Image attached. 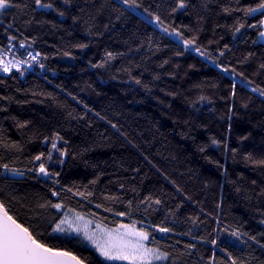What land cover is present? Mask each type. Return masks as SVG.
Instances as JSON below:
<instances>
[{
	"label": "trees",
	"instance_id": "trees-1",
	"mask_svg": "<svg viewBox=\"0 0 264 264\" xmlns=\"http://www.w3.org/2000/svg\"><path fill=\"white\" fill-rule=\"evenodd\" d=\"M42 2L52 3L53 9H39L33 0H12L20 7L4 13L0 22V48L15 36L14 43L24 41L44 64L43 69H22L23 75L18 70L0 75V109H7L0 111V138L22 146V152L0 148V155L24 171L32 167L33 156L51 148L44 137L58 132L67 145L58 141L57 146L67 147L68 155L49 171H59L60 183L72 192H62L58 201L49 194L51 181L36 174L0 178V186L10 185L6 191L16 197L9 202L0 193L9 214L26 227L39 223L43 242L74 253L86 264L103 259L83 238L51 233L42 217L59 210H42L38 203L63 202L109 228L133 221L138 228H171L163 234L146 230L151 233L149 246L171 252L176 264H208L213 246L206 241L215 235L217 217L221 227L239 228L264 245V168L245 159L249 153L253 159L264 158V96L253 91L264 89V47L253 43L262 30L247 27L264 16L245 17L243 12L261 0H186L187 8L176 12L171 11L175 0H138L142 7L135 11H125L120 0ZM225 7L240 11L224 12ZM144 8L160 15L166 26L180 28L185 39L195 36L208 55L202 57L191 47L185 51L162 35ZM237 21L245 24L239 33L233 27ZM109 52L114 59H108ZM101 63L104 67H93ZM201 96L206 99L200 101ZM17 121L29 123L19 128ZM53 158L59 159L55 153ZM77 191L92 196L85 199ZM145 196L162 201L153 205L158 211L116 215L127 210L128 200L135 205ZM199 237L205 240L198 242ZM188 244L196 247L186 251ZM250 245L228 251L234 257H254L250 264H264V248ZM215 255L217 261L226 259L220 248Z\"/></svg>",
	"mask_w": 264,
	"mask_h": 264
},
{
	"label": "snow or ice",
	"instance_id": "snow-or-ice-1",
	"mask_svg": "<svg viewBox=\"0 0 264 264\" xmlns=\"http://www.w3.org/2000/svg\"><path fill=\"white\" fill-rule=\"evenodd\" d=\"M69 0H64V3L67 4ZM35 6L39 9H53L52 3H43L42 0H33ZM120 3L124 6H127L125 11H135L138 8H141L142 5L138 3V0H120ZM186 0H175V7L172 8V12L177 10H184L187 8ZM17 4H13L12 0H0V14H4L11 10L12 8H19ZM27 7V5H25ZM145 13L152 17L156 25L160 27L161 34L167 35L169 37H175L176 42L182 44L185 51L190 47L193 51L198 53L200 56L205 57L208 54L201 50L197 46V38L193 36L190 39L184 38L183 31L177 27L166 26L162 21L160 15H156L148 12L147 8L143 9ZM224 12L240 11V9H229L227 7L223 8ZM245 17L260 12L264 16V0H261L259 4L255 7H247L243 9ZM60 16H63L64 13L60 12ZM119 18V17H117ZM9 28L12 25L8 26ZM234 32L239 33L241 29L245 28L244 23H237L233 26ZM249 29H255L257 27H264V19L258 21L257 24L247 25ZM8 29L6 28L5 31ZM16 39L15 36L8 37V45L0 48V71L9 73L12 69H17L20 71V74L23 75V70H27L24 66L31 68L33 64H39L41 69L44 68V64L39 62L40 53H33L28 51L25 48V42L21 41L19 48L12 43ZM257 40L264 42V31H260ZM256 43V41H253ZM76 47L86 48V44H78ZM226 50L228 46H224ZM19 49H24V53L27 58H19L16 55V52H19ZM65 55H71L70 53H65ZM108 59H114L112 53L106 54ZM180 55V53H177ZM219 56H223L224 52L220 51ZM249 56L252 53L248 54ZM46 58V57H45ZM106 63V61H105ZM167 63V61H165ZM93 67H104V63L99 65H93ZM222 67V66H221ZM261 68L264 69V65H261ZM222 70L227 73L231 71L235 73V68H222ZM240 76H243V73H239ZM158 79L159 77H155ZM137 84H140V80H136ZM248 83H251L250 81ZM147 88V85H144ZM233 94L235 91V84H233ZM253 91H259L261 96H264V89H253ZM3 99H8L4 97ZM206 98L201 96L199 97L200 101L205 100ZM195 106V102H193ZM0 111H7V109H0ZM13 120H16L15 117H12ZM29 121H24L20 123L17 121V127L24 128ZM113 128H116V125H112ZM119 131V129H117ZM45 143H50L51 148L45 152H40L38 155H35L31 158L29 163L32 165L31 168H27L22 171L20 168L13 166V163L4 162V156L0 155V178L9 179L13 176H24L27 173L36 174V178L41 177L46 178V180L51 181V188H49V194L51 197L56 198L58 201L61 198V193H71L72 189L60 183L61 173L59 171H49V167L55 168L58 165H62L64 162V157L68 155L67 147L63 149L58 148L57 142L63 141V138L57 132L55 136L51 139L49 137H44ZM67 145V141H63ZM219 141L213 139V145H219ZM227 148V146H225ZM0 148H3L4 151L15 150L16 152H22V146L18 142L4 143L3 139L0 138ZM200 151H204V146L200 148ZM233 154L236 153V149L231 150ZM59 159L54 160L53 154ZM45 158L47 165L45 163ZM246 160H249L254 165L264 168V158L253 159L252 154L249 153L245 157ZM136 171H139L138 169ZM94 183V182H93ZM174 184V182H172ZM255 184V181H253ZM59 186L60 191H57L56 188ZM11 186L4 184L0 186V193H3L9 197V202L15 200L16 197L11 195V192L6 190ZM123 187V185H121ZM14 191V189H13ZM179 192L180 189L177 188ZM76 196L83 197L87 199L92 196L91 192H81L77 191ZM106 199L115 200L116 197H106ZM187 200H191V197H185ZM162 201L160 199L153 200L151 196H145L142 200L134 205L133 200H128L126 211H121L117 213L118 216L132 215L139 211L148 212L158 211L159 207L153 208V205L160 206ZM37 207L42 210H59L57 215L52 217H42V219L51 227V233H63L65 235L71 236L73 233L78 237H82V242H87L90 244L95 251L103 258V261H117L124 260L129 261V264H157V262L171 261V264H176V257L169 251H163L160 247L148 246L149 238L151 233L147 231V228H152L154 231L159 233H171L173 230L167 227H159L158 225L152 224H142L140 228L136 227V221H133L132 224H119L116 228L112 229H101L99 225L92 227V222L85 219L84 215L77 212L73 208H69L63 202L53 203L51 199H44L42 203H38ZM99 207V205H97ZM180 205H177V210H179ZM106 211H111V209H106ZM169 214H172V210L169 209ZM217 227L213 230L215 233L214 237L210 240H207L206 243H210L213 246L212 256L208 258V264H250L254 257L248 258H239L234 257L232 252L228 251L229 248L239 249L241 246L250 247V241L255 242L259 247L264 248V245H260L256 236H249L248 233H242L239 228L229 229L228 225L220 226L219 217L215 220ZM192 223L195 224L196 221L192 220ZM264 223V221H261ZM54 225V227L52 226ZM41 225L37 223L33 225L29 223V226H25L24 223L19 222V220L13 215L9 214V209L5 205L4 199H0V264H85V260L81 259L79 256L75 255L70 251H65L60 248L49 246L47 243L43 242L44 233L38 232L37 229ZM35 233V234H34ZM48 233V235H51ZM226 236V239H220L221 236ZM184 235H191V233H185ZM212 236V233H209ZM261 236H264V233H261ZM193 240H197V237L193 236ZM205 240L204 237H199V240ZM219 241V243H218ZM152 242L155 243V237H152ZM221 245H226L221 247ZM195 244L185 245V250L195 248ZM220 248V251L226 254V259L217 261L215 255V249Z\"/></svg>",
	"mask_w": 264,
	"mask_h": 264
},
{
	"label": "rangeland",
	"instance_id": "rangeland-1",
	"mask_svg": "<svg viewBox=\"0 0 264 264\" xmlns=\"http://www.w3.org/2000/svg\"><path fill=\"white\" fill-rule=\"evenodd\" d=\"M137 10V9H136ZM138 13H140L139 11H137ZM2 16H3V14H0V22H1V20H2ZM160 28V27H159ZM174 40H176V38L175 37H172ZM85 217V216H84ZM85 219H87V220H89V221H91L92 222V227H95L96 225H99L100 226V228L101 229H112V228H109V227H106V226H104V225H102V224H100V223H98V222H95V221H93L92 219H90V218H87V217H85ZM138 228V227H137ZM59 234H63V233H59ZM163 234V233H162ZM63 235H65V234H63ZM68 236V235H67ZM71 236H76V234L75 233H73ZM82 238V237H81ZM87 243V242H86ZM87 245L90 247V248H92V249H94L90 244H88L87 243ZM148 246H149V244H148ZM95 250V249H94ZM97 253V252H96ZM98 254V253H97ZM99 255V254H98ZM102 258V257H101ZM103 259V258H102ZM107 262H113V263H123V264H129V261H124V260H117V261H107Z\"/></svg>",
	"mask_w": 264,
	"mask_h": 264
},
{
	"label": "built area",
	"instance_id": "built-area-1",
	"mask_svg": "<svg viewBox=\"0 0 264 264\" xmlns=\"http://www.w3.org/2000/svg\"><path fill=\"white\" fill-rule=\"evenodd\" d=\"M12 43L15 44L17 48H19V44H20V43H14L13 41H12ZM7 45H8V42H7ZM28 51H32L34 54H35V53H39L38 51H35V50H28ZM22 53H24V49H19V52H16V55H17L19 58H25V59H26L27 57H26L25 55H22ZM39 62L41 63V55H40ZM37 66H39V64H33L31 68H28L26 65H25L24 67L27 68V69H32V68H35V67H37ZM14 70H17V69H15V68L12 69V71H14ZM1 74H5V72L0 71V75H1Z\"/></svg>",
	"mask_w": 264,
	"mask_h": 264
},
{
	"label": "water",
	"instance_id": "water-1",
	"mask_svg": "<svg viewBox=\"0 0 264 264\" xmlns=\"http://www.w3.org/2000/svg\"><path fill=\"white\" fill-rule=\"evenodd\" d=\"M252 1H253V0H252ZM259 14H261V13H260V12H256L255 14H253V15H251V16H255V15H259ZM261 30L264 31V27H261ZM256 45H261V46L264 47V42H261V41L257 40ZM85 264H86V263H85Z\"/></svg>",
	"mask_w": 264,
	"mask_h": 264
},
{
	"label": "bare ground",
	"instance_id": "bare-ground-1",
	"mask_svg": "<svg viewBox=\"0 0 264 264\" xmlns=\"http://www.w3.org/2000/svg\"><path fill=\"white\" fill-rule=\"evenodd\" d=\"M25 48H27L28 50H33V49L29 48L26 44H25Z\"/></svg>",
	"mask_w": 264,
	"mask_h": 264
}]
</instances>
